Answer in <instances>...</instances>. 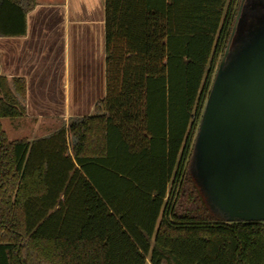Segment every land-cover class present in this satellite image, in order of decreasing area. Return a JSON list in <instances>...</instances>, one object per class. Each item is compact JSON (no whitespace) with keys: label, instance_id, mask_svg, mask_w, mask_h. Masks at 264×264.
I'll use <instances>...</instances> for the list:
<instances>
[{"label":"trees","instance_id":"16d2710c","mask_svg":"<svg viewBox=\"0 0 264 264\" xmlns=\"http://www.w3.org/2000/svg\"><path fill=\"white\" fill-rule=\"evenodd\" d=\"M39 0H0V37ZM240 0H105L106 97L32 143L0 124V264H264V222L214 214L190 165ZM0 75V119L25 82Z\"/></svg>","mask_w":264,"mask_h":264},{"label":"crops","instance_id":"0c3cea01","mask_svg":"<svg viewBox=\"0 0 264 264\" xmlns=\"http://www.w3.org/2000/svg\"><path fill=\"white\" fill-rule=\"evenodd\" d=\"M105 0H39L26 33L0 37V75L13 90L25 82L23 117L7 122V139L30 143L72 118L95 114L106 97ZM7 119V118H3Z\"/></svg>","mask_w":264,"mask_h":264},{"label":"water","instance_id":"95a60500","mask_svg":"<svg viewBox=\"0 0 264 264\" xmlns=\"http://www.w3.org/2000/svg\"><path fill=\"white\" fill-rule=\"evenodd\" d=\"M259 24L250 28L230 67L221 64L191 168V175L212 189L228 221L264 222V27Z\"/></svg>","mask_w":264,"mask_h":264},{"label":"flooded vegetation","instance_id":"af4514ba","mask_svg":"<svg viewBox=\"0 0 264 264\" xmlns=\"http://www.w3.org/2000/svg\"><path fill=\"white\" fill-rule=\"evenodd\" d=\"M248 15V16H247ZM264 20V0H240L239 6H238V12L237 17L233 26V29H235L234 34H231V37L229 39L227 48L224 52V55L220 61V64L218 66L214 81L216 79L217 73L221 67V64L224 60V68L230 67L231 63L234 61V57L237 54L236 52H240L242 48L245 47L246 44H243L249 37H247L250 28L256 24L259 23V27H264V22L261 21ZM233 32V30H232ZM237 32V36L235 37V33ZM233 46L232 52L230 51V48ZM228 49V53L226 54V51ZM213 81V83H214ZM213 86V84H212ZM212 89V88H211ZM211 92V91H210ZM210 95V94H209ZM209 98V96H208ZM208 100V99H207ZM207 104V101H206ZM206 104L204 106V110L200 119L198 131L196 134L194 146H193V153H192V159H191V165H190V172L192 171L193 166V160L195 155V148H196V141L197 136L200 131V125L203 121L204 112L206 109ZM193 177V176H192ZM196 185L198 186L205 203L208 205L211 204V207L214 208L222 218H228V215L223 212L218 206L217 201L215 199V196L212 192V189L206 185L202 179H200L197 175L194 174L193 177Z\"/></svg>","mask_w":264,"mask_h":264},{"label":"rangeland","instance_id":"374dc122","mask_svg":"<svg viewBox=\"0 0 264 264\" xmlns=\"http://www.w3.org/2000/svg\"><path fill=\"white\" fill-rule=\"evenodd\" d=\"M248 16V15H247ZM237 36V32L235 33V37ZM232 50H233V46L230 48V51L232 52ZM221 59L222 58H220V61H221ZM219 64H220V62H219ZM219 66V65H218ZM218 69V68H217ZM11 120H14V119H10V118H7V119H2V124H3V127L5 128V130L7 129V122H10ZM7 131L9 132V133H11V130H8L7 129ZM196 138V137H195ZM208 207H209V209L214 213V214H216V215H218V216H220V214L214 209V208H212L211 207V204L210 205H208ZM221 217V216H220ZM148 264H150V263H148Z\"/></svg>","mask_w":264,"mask_h":264}]
</instances>
